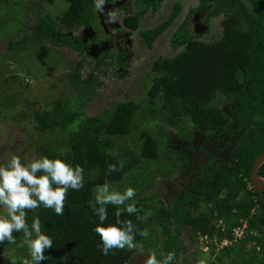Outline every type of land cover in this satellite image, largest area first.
Wrapping results in <instances>:
<instances>
[{
  "label": "trees",
  "instance_id": "obj_1",
  "mask_svg": "<svg viewBox=\"0 0 264 264\" xmlns=\"http://www.w3.org/2000/svg\"><path fill=\"white\" fill-rule=\"evenodd\" d=\"M65 1L68 3L66 10L57 16L49 9L56 0L17 1L20 6L23 4L24 10L26 2H30L28 9L35 20L31 31L11 40L10 47L22 51L32 42H50L83 55L90 42H83L72 30L76 26L101 28L97 0ZM140 1L143 7L123 18V25L128 30L139 29L146 10L150 8L156 12L162 2ZM249 1L250 8L241 0H199V5L191 13L199 8H209L208 17L226 15L221 36L213 41L202 40L184 24L176 25L171 35L175 54L153 61L151 72L156 77L145 100H123L111 109L95 115L86 114L84 107L89 104L95 90L93 82L83 79V62H80L69 79L76 94L56 103L52 109L32 112L36 125L34 148L38 152L37 159L43 156L53 160L59 158L73 167L80 165L84 168V186L78 191L69 189L63 215H56L43 205L35 211H27L28 225L39 218L42 232L53 240V247L44 252L48 259L39 264H127L140 253L135 248H125L102 254L101 238L94 232L100 220L89 201L94 200L97 186L105 182L120 193L130 187L136 190L138 171L145 160L155 162L167 158L166 163L174 162L166 168L172 172L179 154L182 164L178 168L187 167L195 132L207 140L215 138L222 141L224 147L230 146L228 160L220 161L207 154V162L198 166L197 184L192 183L191 188L177 193L173 204L167 205L156 193H147L141 198L135 195L126 204L136 205L140 216L147 217L146 221L138 220L136 214H128L123 207L121 219L131 220L136 226L134 242L137 244H143L141 241L147 240L151 234L142 237L139 231H147L148 228L157 231L159 246L153 240L151 245L157 247L150 255L154 253L162 261L169 252H173L175 256L169 264H177L180 249L186 248V239L180 237L184 229L189 234L190 247L198 244L196 252H199L200 240L207 236L211 240L205 243L211 246L212 254L218 260L208 261L212 255L203 260L199 257V264H264V199L251 186L255 160L264 152V0ZM112 3L113 0L108 1V5ZM181 10L182 5L177 2L168 19L141 30L150 48L176 21ZM23 13L20 9L16 16L21 19ZM116 52L99 53L94 71L107 72L118 62L121 67L128 68L129 64L124 60L126 53L122 52L117 57ZM15 79V76L5 75L0 68V111L10 107L8 103L12 101L8 100L13 95ZM230 97L240 103V107L236 103L230 113H226L219 104ZM26 110L29 109L25 106L22 113ZM142 114L147 117L141 121ZM231 118L236 121V127ZM163 123L178 127L176 136L190 142L187 152L172 148L170 135L159 134L157 125ZM149 127L153 131H149ZM240 130L244 131V137L233 141L232 137ZM135 131L138 135L130 136ZM218 149L222 150L221 147ZM120 161L123 169L109 175L108 165L119 167ZM259 174L264 178V163ZM106 207L108 218L102 225L105 227L116 223L117 211L112 204ZM244 222L247 228L239 241L216 248L215 238L219 242L224 238L232 239L233 228L242 226ZM254 242L252 253L245 251L243 244ZM257 247L260 249L258 252ZM12 257L17 258L15 264H22L19 257L1 251L0 264H13Z\"/></svg>",
  "mask_w": 264,
  "mask_h": 264
},
{
  "label": "rangeland",
  "instance_id": "obj_2",
  "mask_svg": "<svg viewBox=\"0 0 264 264\" xmlns=\"http://www.w3.org/2000/svg\"><path fill=\"white\" fill-rule=\"evenodd\" d=\"M17 1L20 0H0V68L5 72V75L16 77L12 91L13 95H10L9 98L11 99L8 100L12 101L10 104L8 103L10 107L3 108V111H0V166L6 165L13 155L19 156L22 163H31L37 159L38 152L34 148L36 125L32 112L37 109H52L53 106H56V103H61L68 97L76 94L75 88L69 84V79L70 73L78 63L83 62V79L94 83L95 94L89 104L84 107L86 114L95 115L104 110L111 109L123 100H136L139 102L145 100L148 90L156 77L151 72L153 61L159 57H171L173 55V51L171 50V35L178 23L186 22V28L199 39L213 41L221 36L223 29L222 20L225 17L224 14H221L211 18L206 25L199 24L198 21H195L197 17L194 14L190 15V10L198 5L199 0H163L161 7L156 13L148 11L142 18L139 29L129 30L128 33H121L119 38L126 46V49H124L121 43L117 48L111 42L105 44L106 49L117 51V57L124 50L128 52L124 59L129 64L128 68L121 67L118 62V65L109 68L107 72H95V59L102 50L96 44H93L90 49L85 50L83 55L69 47L55 45L50 42L40 44L29 43L28 47L25 48L26 50L24 49L25 51L12 49L10 41L18 39L25 33H29L35 20L28 9L30 2H26L24 10L23 4L20 6ZM106 1L110 0H104V3ZM176 2L182 5L180 15L177 17L175 23L168 27L155 41L154 46L150 48L142 38L141 30L154 27L158 22L168 19L169 13L173 8L172 5ZM241 3L247 8L251 7L249 6V0H241ZM67 6L68 3L65 0H56L55 4L49 5V9L51 14L57 16L66 10ZM108 7H110V4L107 7L101 5V8L104 9L103 14L108 15L109 30L116 33L117 29L123 27V18L127 15V10L131 9L132 12H135L143 6L138 0H127L119 8ZM20 9L24 11L22 14L23 18L21 19L16 16V13ZM98 10L102 11L101 9ZM13 13L15 14L12 17L11 14ZM97 31L89 26H76L72 30V33L79 35L82 39H90L98 35ZM30 55L32 56L29 57ZM231 103L236 104L238 102L226 99L219 105L222 109L228 111L227 108H229ZM25 106L30 111L26 110L22 113V109ZM238 107H240V104ZM2 114L6 116L4 117ZM146 117L147 115L142 114L141 121ZM177 128L167 123L157 125L159 134L164 133L168 136H173V143H170L172 148L184 149V145L187 147L190 143H188V140L178 139V141L175 138V130ZM148 130L153 131L152 127H149ZM243 133L244 131L240 130L232 140H237L238 135V139H242L244 137ZM137 135L138 132L135 131L130 136ZM194 135V142L197 143L196 146L198 145L199 148H196L198 150L196 155L194 152L191 153L193 161L197 162L201 159L204 153L201 152L200 147H205V145L207 150L209 149V151L217 153V146L215 147V144H219L217 141H214L210 145L201 139L202 136L199 133L195 132ZM229 150H225L224 153L227 154ZM166 159L160 158L158 159L159 161L155 162L145 160L141 163L138 171V182L136 183V198H141L147 193H156L163 198L165 203L172 204L175 195L185 186L187 180L184 177V179L180 178L178 181H175L179 172L174 166H172V172H168L167 169L174 162L170 161L166 163L168 161ZM110 186V190L115 191L114 186ZM6 216L5 207L0 205V217ZM152 229H147V232L151 234L147 240L141 241L143 244L135 242V249L139 250L140 253L127 264H145L152 250L159 246L158 238L160 235ZM13 235L16 237V243L10 244L5 242L0 244V247H2L0 251L9 255L13 254L19 257V259L30 261V249L24 242L25 238L22 237L21 232L16 233L14 231ZM233 235L234 232L232 231ZM180 237L186 239V248L180 249L176 257L177 264H199V257L203 260V258L206 256L210 257V255H212V258L208 259V261L213 259L218 260L217 256L212 254L211 246H207L204 239L200 240L199 254V252H196L198 244H195L194 248L190 247L188 242L189 234L186 232V229H184ZM226 239L228 241L227 243H223L224 246L230 245V241H232V239ZM153 240L157 241V246L151 245L154 244L152 243ZM209 242H211L210 238ZM147 245H151L152 247L148 248ZM220 245L221 243L218 241L215 246L218 249ZM243 245H245V251L252 253L255 242ZM256 251L258 252L260 249L257 247ZM185 258H188V260H185Z\"/></svg>",
  "mask_w": 264,
  "mask_h": 264
},
{
  "label": "clouds",
  "instance_id": "obj_3",
  "mask_svg": "<svg viewBox=\"0 0 264 264\" xmlns=\"http://www.w3.org/2000/svg\"><path fill=\"white\" fill-rule=\"evenodd\" d=\"M103 3L104 0H97L96 7L102 10ZM122 169V161L119 162V167L109 164L108 174ZM83 186L84 168L80 165L73 167L59 158L53 160L47 156L31 163H22L19 156L13 155L6 165L0 166V205L4 206L7 212L6 217H0V244H15L16 237L13 232H22L31 255V260L25 259L22 264H39L40 261L48 259L44 252L45 249L50 250L53 247V240L42 232L39 218L28 225L27 211H35L43 205L52 209L56 215H63L69 189L78 191ZM110 187L107 182L97 186L94 200L89 201V206L100 220V225L95 227L94 232L101 238V251L104 255H108L111 250H132L136 247V226L131 220L121 219L122 207L128 214H136L138 220L147 219L146 216H140V209L136 205L126 204V201L135 197L134 188H127L120 193L110 190ZM108 204L117 208L116 223L105 227L102 225L108 218ZM139 235L147 237L148 232L139 231ZM174 256L175 253L169 252L161 261L153 253L146 259L145 264H169ZM11 260L15 264L17 258L12 257Z\"/></svg>",
  "mask_w": 264,
  "mask_h": 264
},
{
  "label": "flooded vegetation",
  "instance_id": "obj_4",
  "mask_svg": "<svg viewBox=\"0 0 264 264\" xmlns=\"http://www.w3.org/2000/svg\"><path fill=\"white\" fill-rule=\"evenodd\" d=\"M138 1H140V0H138ZM113 2L114 3H112L111 5H110V7H108V8H119L120 7V5L122 6V3H124V2H127V0H113ZM140 2H142V1H140ZM162 2H163V0H162ZM162 2H161V5H162ZM177 3V2H176ZM102 5H107L108 6V1H106V3H103ZM161 5H160V7H161ZM174 5H175V3L172 5V7H174ZM198 5H199V3H198ZM197 5V6H198ZM196 6V7H197ZM196 7H194V8H196ZM193 9V8H192ZM159 10V9H158ZM157 10V11H158ZM172 10H173V8H172ZM171 10V11H172ZM148 11H152L150 8H148L147 10H146V13H145V15L148 13ZM156 11V12H157ZM171 11H170V13H171ZM136 12V11H135ZM135 12H132L131 11V9H129V10H127V14L128 13H135ZM156 12H153L152 11V13H156ZM169 13V14H170ZM195 15L197 18L195 19V21H198V23L200 24V23H202V24H207L208 22H209V20H211V18H213V17H215V16H212V17H208V14H209V8H199V9H197V10H195L193 13H191V10H190V15ZM144 15V16H145ZM97 16H98V19H99V21H100V25H101V28H99L98 30L99 31H97V30H95V31H97L98 32V35L96 36V37H91L90 39H82L81 38V40L83 41V42H90V46L86 49V50H88V49H90L91 48V46L93 45V44H96L100 49L102 48V50H101V52L100 53H105L106 51H108V49H106V47H105V44L107 43V42H111L113 45H115V48H117L118 46H119V44L121 43L122 44V46L124 47V49H126V46L121 42V40H120V38H119V36H121V33H125V32H127L128 33V28H125V26L123 25V27L121 28V29H117V32L116 33H113L112 31H110L109 30V27H108V22H107V19H108V15H105V14H103V12L102 11H100V10H97ZM202 16V17H201ZM168 18H169V16H168ZM226 18V15H225V17L223 18V20H222V25H223V21H224V19ZM204 20V21H203ZM162 21H165V20H162ZM161 22V21H160ZM160 22H158V23H160ZM174 23H175V21H174ZM185 23L186 22H181V23H178L177 25H181V24H184V26H185ZM171 25H173V23L171 24ZM170 27V26H169ZM186 27V26H185ZM223 27H224V25H223ZM187 29V28H186ZM167 30V29H166ZM165 30V31H166ZM188 30V29H187ZM130 31H133V30H130ZM190 31V30H189ZM191 32V31H190ZM222 32H223V29H222ZM141 33V32H140ZM192 33V32H191ZM193 34V33H192ZM142 36V35H141ZM197 37V36H196ZM143 38V37H142ZM144 39V38H143ZM145 40V39H144ZM99 41H101V43L99 42ZM147 44V43H146ZM147 46H148V44H147ZM171 50H172V46H171ZM173 51V50H172ZM124 52L126 53V56H127V54H128V52H126L125 50H124ZM175 54V51H173V55ZM97 57H98V55H97ZM96 57V58H97ZM233 100V98L232 97H230L229 98V100ZM240 104V103H239ZM238 104V105H239ZM234 108V104L233 103H231L230 104V106H229V108H227V110L228 111H226V110H224L226 113H230V110L231 109H233ZM231 122H232V124H233V122H234V126L236 127V121H234L232 118H231ZM238 134V132H236L235 133V135H237ZM186 135H188V134H186ZM175 136H176V134H175ZM202 137H201V139H203V140H205L208 144H210V145H212V143L214 142V141H217L219 144L217 145V144H215V147L217 146V153H213L212 151H209V149L207 150V147H206V145H205V147L203 146V147H200V149H201V152H203L204 154H203V156L201 157V159L200 160H198L197 162H195V160L193 161L192 160V158H191V153H195V155L198 153V150H196V148L198 147L199 148V146L197 145L196 146V144L197 143H195L194 142V140H193V142H192V145H195V147H193V150H192V152H188L189 154H188V156H189V162H188V166L187 167H184L183 169H181V168H178V167H180V163L182 162L181 161V158L179 157V154L177 155L178 157H177V159L175 160V164H176V168H177V170H178V172H179V174H177L176 176V179H175V181H178L180 178H183L184 179V177H186V184H185V186L181 189V190H183V189H189V188H191L192 187V183H194V184H197V182L199 181V172H198V166L199 165H201V164H205L206 162H207V160H208V158H209V156L207 155V154H210V156H216L217 158H218V160H220V161H227L228 160V157H229V153H230V151H231V149H230V146H228V147H224V145H223V142L222 141H220V140H217V139H215V138H213V139H210V140H207L203 135H201ZM236 136H233L232 138H235ZM170 141L172 142V139H173V136H170ZM175 138H177V140L178 139H183V138H180V137H178V136H176ZM195 138V137H194ZM237 138H238V136H237ZM238 140V139H237ZM179 141V140H178ZM233 141H236V140H233ZM173 143V142H172ZM188 143H190L189 141H188ZM233 143V142H232ZM190 145V144H189ZM188 145V146H189ZM176 146V145H175ZM219 147H221L222 148V150H219L218 148ZM176 149V148H175ZM228 149H230L228 152H227V154H225L224 153V151L225 150H228ZM176 150H181V151H184V152H187L188 151V149H187V147H185V145H184V149H176ZM207 151V152H206ZM182 164V163H181ZM195 167V168H194ZM175 168V169H176ZM180 190V191H181ZM180 191L178 192V193H180ZM177 195V194H176ZM175 198V197H174ZM173 202H174V199H173ZM173 202H172V204H173ZM167 205H170V204H167ZM195 247V246H194Z\"/></svg>",
  "mask_w": 264,
  "mask_h": 264
},
{
  "label": "water",
  "instance_id": "obj_5",
  "mask_svg": "<svg viewBox=\"0 0 264 264\" xmlns=\"http://www.w3.org/2000/svg\"><path fill=\"white\" fill-rule=\"evenodd\" d=\"M264 163V152L261 153L255 160L252 172L251 182L252 186L260 193L264 199V178L259 174V168Z\"/></svg>",
  "mask_w": 264,
  "mask_h": 264
},
{
  "label": "built area",
  "instance_id": "obj_6",
  "mask_svg": "<svg viewBox=\"0 0 264 264\" xmlns=\"http://www.w3.org/2000/svg\"><path fill=\"white\" fill-rule=\"evenodd\" d=\"M224 228H225V225L223 224V230H224ZM246 228H247V223L246 222H244L242 226L234 227L233 230H232L234 232V235H233L234 238L232 239V241H230V244H233L234 242L239 241V239L243 237ZM204 240L207 241V242H209L208 236L205 237ZM227 241L228 240L226 238H224L220 242L221 243L220 247H223L224 246L223 243H227ZM214 242H215V244L218 243L217 238L214 239Z\"/></svg>",
  "mask_w": 264,
  "mask_h": 264
}]
</instances>
